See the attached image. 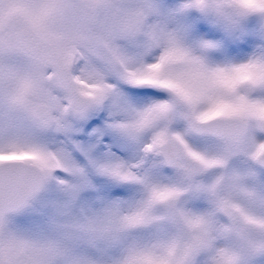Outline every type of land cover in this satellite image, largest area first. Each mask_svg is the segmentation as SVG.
<instances>
[{
	"label": "snow or ice",
	"instance_id": "6c2138e0",
	"mask_svg": "<svg viewBox=\"0 0 264 264\" xmlns=\"http://www.w3.org/2000/svg\"><path fill=\"white\" fill-rule=\"evenodd\" d=\"M0 264H264V0H0Z\"/></svg>",
	"mask_w": 264,
	"mask_h": 264
}]
</instances>
